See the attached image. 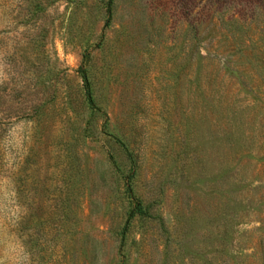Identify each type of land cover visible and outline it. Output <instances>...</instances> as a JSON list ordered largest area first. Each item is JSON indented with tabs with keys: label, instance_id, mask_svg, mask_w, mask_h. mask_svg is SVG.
<instances>
[{
	"label": "rangeland",
	"instance_id": "1",
	"mask_svg": "<svg viewBox=\"0 0 264 264\" xmlns=\"http://www.w3.org/2000/svg\"><path fill=\"white\" fill-rule=\"evenodd\" d=\"M0 264H264V0H0Z\"/></svg>",
	"mask_w": 264,
	"mask_h": 264
}]
</instances>
